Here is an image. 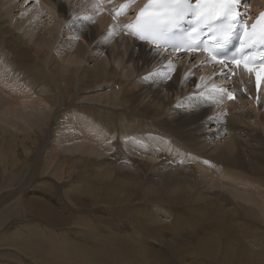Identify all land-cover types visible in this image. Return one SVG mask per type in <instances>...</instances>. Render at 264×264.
I'll list each match as a JSON object with an SVG mask.
<instances>
[{
	"label": "bare ground",
	"instance_id": "6f19581e",
	"mask_svg": "<svg viewBox=\"0 0 264 264\" xmlns=\"http://www.w3.org/2000/svg\"><path fill=\"white\" fill-rule=\"evenodd\" d=\"M4 1L0 0V63H4L9 71L15 72V76L12 79L6 78L5 74L8 73L0 66V102L5 105L0 103V108L5 110V107L7 110V113H1L3 110L0 109V114H5L0 117L7 121V124L4 122L5 125H11L12 128L14 122H19L17 118L25 119L26 113L19 105L23 104L24 108L30 106L32 112L36 113L35 109L40 110L38 105H34L37 102L43 104L44 111L41 112L45 116L42 115V119H47L46 122L49 123L51 134H48L53 136L55 131L57 134L65 132L68 138L72 135L70 140H74L72 144H68L70 146L74 142L75 146H68L70 150L64 148L65 151H61L64 152V157L66 153H76L77 179H74L73 173L76 169L73 172V169L66 172L62 170L58 176L63 174L61 176L68 178L69 175L70 178L68 181L62 177L65 180L62 188L68 184L67 189L70 190L67 191L70 193L80 189L83 207L89 204L102 207L104 203L111 206L113 217L104 226L105 235L89 219L90 215L85 214L80 222L76 220L78 223L75 221L84 240L93 241L84 244H91L89 249L76 244L77 238L73 232L67 231L69 237L62 240L51 235L48 239L42 229L33 223L25 226L23 230L17 228L20 233H10L1 238L0 248L3 250V247H12L23 255L45 256V262L38 264H94L95 260L105 264H162V256H155L156 249L167 250L169 244L166 243V235H170L173 238L194 237L196 247L204 250V264H261L264 256V224L261 220L264 219V194L251 185V182H258L259 179L247 176L237 168L255 175L264 174V129L255 130L258 125L252 119L254 117L264 123V86L259 101L256 102L249 76L240 73L234 81H224L229 88H238L239 99L230 104L221 102L217 95L206 89V85L214 80V83L220 84L217 72H212L202 57L180 59L172 57L170 52L160 54L151 45L135 40L133 31L129 30L128 34L122 23L124 21L113 22L112 17L105 13L108 3L98 4L94 0H33L37 2L36 5L45 8L53 6L59 14L54 16L51 26L44 23L47 26L41 30L38 25H31L30 21L28 26L33 35L26 42L18 37L15 30L23 26L25 18L13 16L16 15V9L23 10L25 3L22 6L19 1L10 6L8 4L12 0ZM122 1L125 0H120ZM146 1L136 0L135 5L142 6ZM243 1L246 4L251 3L253 9L261 3L260 0ZM100 6L105 14L99 18L101 28H97L101 30H96L89 10H98ZM14 20L17 21L16 24L21 20L15 29L11 27V21ZM119 23L122 28L118 27ZM110 24L117 27L116 32L105 28L106 25L111 28ZM61 36L67 38L65 44L66 41L72 42L75 37H79L88 48L83 47L84 45L73 46L68 42L69 46L67 44L68 48L65 49L66 45L62 44ZM110 42L116 43L114 50L110 47ZM186 43L188 41L184 40L182 44ZM122 48L125 50L124 54ZM61 50L66 53V57ZM112 62L114 65L119 63L125 67L133 66V70L128 72L123 66L120 70L118 67L111 69ZM88 63L92 64L91 67ZM198 70L205 74H198ZM113 71L117 76L109 75ZM7 80H11L12 84H7ZM20 81L25 85L20 84ZM39 85L43 92L39 91ZM68 106L76 108L82 114H71L67 111ZM231 111L236 115L230 118L233 113ZM217 113L220 115L214 120ZM12 118L16 121L9 124ZM227 119L230 120L228 124ZM250 119L255 123L253 128H250ZM241 120L243 123L244 120H249L250 125L246 124L248 121L245 122L244 125L249 128L237 134L239 127L235 126V122ZM19 129H23L21 125ZM6 130L8 131L7 128ZM226 134L236 140L232 152H229L233 144L231 140L224 145L227 154L219 149L216 158L207 155L206 147L214 145L221 137L226 138ZM247 134L253 137L242 141L248 137ZM10 137L8 143L12 142ZM5 141L6 138L4 143ZM159 143L168 150L167 153L163 152ZM61 145L62 143L58 144ZM55 146L57 145L54 142L53 148ZM49 147L51 146H47L45 150ZM69 154L67 155L70 156ZM67 160L70 161V158ZM204 169L212 172L209 175ZM193 174L198 177H191ZM215 175L218 176L214 177ZM261 180L264 181V178ZM55 181H58L57 178ZM200 181L217 182L222 186L230 184L231 188L225 189V192L221 189H201L207 192V197L201 200L197 211L192 210L195 212L194 216L201 221L193 226L190 219L180 217L177 210L192 200L198 186L196 183ZM237 188H243L249 193L242 191V194ZM233 236L242 243L228 245ZM251 238H254V242ZM221 240L225 241V246L218 243ZM145 250L152 254L153 260L155 259L153 262L148 258L143 259ZM221 251L225 253L222 258L219 257ZM25 257L30 259L26 255ZM178 259L182 260V257L178 256Z\"/></svg>",
	"mask_w": 264,
	"mask_h": 264
},
{
	"label": "rangeland",
	"instance_id": "374dc122",
	"mask_svg": "<svg viewBox=\"0 0 264 264\" xmlns=\"http://www.w3.org/2000/svg\"><path fill=\"white\" fill-rule=\"evenodd\" d=\"M6 1L7 0H5L4 2H6ZM14 1L15 0H12V2L9 3L8 5H10V6L13 5V4L15 5L17 2L21 1V4L23 6V4L25 3L24 4L25 6H24L23 10L22 9L21 10L20 9L19 10L16 9L14 11V13H16V15H13V16H17L18 15V17L19 16H23V18H25V22L23 23V26H20L18 29H15L14 27L17 26V24L21 23V20H19L17 24H16V22H17L16 20H14L13 22L11 21V27L16 30V34L18 35V37L19 36L22 37L23 40L26 41V42H28L29 40H27V39H30L29 37H31V35H33V34H31V29L28 26V24L30 23V21H31V23H30L31 25H35L36 24L39 27V28L38 27L37 28L39 30H41V29H45V27L47 25L48 26H51V24H53V18H54V16H57L59 14L57 12V10L53 6L52 7L51 6H48V7L46 6V8H45L43 6H40L39 4L36 5L37 2L36 1H33V0H31V1H29V0H18L17 1L16 0L15 2ZM249 1H251V0H249ZM260 2L262 3L263 0H260ZM37 8H38V10H37ZM49 9H51V10H49ZM100 9H101V6H100V8L98 10H96V9L89 10L90 13L92 14L91 15L92 19H94L92 21V23H93L92 25H93V27L96 28V30L99 29V28H101L100 27V20H99V18L100 17L102 18L104 16V14L106 13V12L103 13L102 9L101 10ZM45 11H46V13H45ZM51 12H52V14H51ZM48 13L51 14V15H48ZM76 18H78V17H76ZM71 19H72V17H71ZM44 23H46L47 25H45ZM112 24H114V23H112ZM110 26H111V28L109 26H107V25L105 27V25H104L105 28H107L108 30L110 29L109 31L116 32L115 30H117V27H113L111 24H110ZM97 27H99V28H97ZM118 27L119 28H122L120 23L118 24ZM99 30H101V29H99ZM26 31H27L28 35H26L27 34ZM60 38H62V44H64V45L67 46V44L69 42V41L68 42L66 41V44H65V40H67V38L64 37V36H61ZM114 39H115V37H114ZM76 41H77V43H76ZM73 42H75V43H73ZM69 43H71L73 46H80L81 47V46L84 45L83 47L88 48L87 45L84 44L85 41H83L82 39L80 40L79 37H75L74 38V41L69 42ZM78 43H80V44H78ZM109 45H110V47L113 50L116 47V43L111 44V42H110ZM114 45H115V47H113ZM66 46H65V49L68 48L69 44H68L67 47ZM33 51H34V49H33ZM121 51L124 54L125 50L123 48H122ZM61 52L64 53V51H62V50H61ZM59 54H60V52H59ZM35 55H37V54H35ZM65 55H66V53H64L63 56H65ZM65 57H64V59L68 60V58H65ZM67 62H69V60ZM67 62H66V64H68ZM3 65H4V67H3ZM91 65L92 64H89L88 63V66L89 67H91ZM112 65H111V67H112L111 69H114V68H117L118 67L119 70L123 66V65H119V63H116L115 64L116 66H115L114 65V62H112ZM0 66L5 71V73L6 72L8 73V74H5L6 75V78H8V79L14 78L15 72H13L12 70L9 71L8 67L4 63H0ZM124 67L125 66H123V68ZM5 68L7 69V71H6ZM125 68H126V70L128 72H132V70H133V66H128L127 65ZM201 73H202V70H198V74H201ZM114 74H116L115 76H117V73L115 71H113L112 73L109 72V75L110 76H113L114 77ZM197 77H198V75H197ZM7 81H6L7 84H9V83L12 84L11 83L12 82L11 80H7ZM20 84L25 85V83H23V81H20ZM39 86H40L39 87V89H40L39 91L40 92H43V89L41 88V85H39ZM27 88H29V87H27ZM0 103H1V105H4L2 102H0ZM22 105H19V106L26 113L25 114V119L24 118H22V119H18L17 118L16 119L14 117L16 120H19V122L22 120V123L21 122L20 123L19 122H17V123L14 122L13 123V121H16V120L14 118H12V121L9 124H12L13 123L15 126L13 125L12 128H11V125L10 126L5 125V124H7V121L6 120L4 121L0 117V119L3 120V121L2 120L0 121L1 122V125H0V128H1L0 129V135H1V137H0V202L2 201L0 203V225H1L0 226V239L3 238V237L4 238L7 237L8 235H10V233L11 234L20 233L21 231H19V230H23V228L25 226H27L28 224H32L33 223V224L38 225L40 227V229H42L44 235L47 236V238L49 237L48 239H50V235H51V236H57L59 240H60V238L62 240L64 237H69V235H67V231L73 232L74 235H75V237L77 238L76 244H78V245H80V246L83 247V245L85 243H89V242H93V241H91V240H89V241L84 240V238L82 237V235L79 232L80 229H79L78 224H77L78 221H76V220H79V222H80V218H83V216L85 214L90 215L89 216V219L92 221V223L94 225H96V227H98L100 229V231L102 232V234L105 235L106 234V229H104V226H105V224H108L110 222L109 220L113 217L112 216L113 212H110V207L111 206H108L107 204L104 203L102 205V207L100 205H98L99 207L98 206L96 207L93 204H89L88 206H86V207L84 206L83 207L82 202H81L82 199L80 197V189L79 190L76 189L75 192L70 193V192H68L70 189H67L68 188V184L65 185V188H64V186L62 188V184H63V182H65V180H62V177L66 179L67 176H65V175L64 176H61L63 174H60L58 176V174L59 173H62V170H65L64 172H66L67 170L68 171L69 170L71 171L73 169L72 170V172H73L76 169V166H77V163L75 161L76 160L75 159L76 158L75 157V155H76L75 152L73 154H71V155H74V156H71L69 153H66V155H65L66 157H64L63 156L64 155V152L61 151L64 148L70 150V148H68V146H69V144H72V141H74V140H70V139H72V135H71V138L70 137L68 138V136H66V133L65 132H64L65 133L64 134L63 132L62 133L61 132L59 133V131H58L59 134H57V132L55 131L54 133H52L54 137L51 136L50 135L51 133L49 132V126H48L49 123L46 122L47 119H45V118L42 119V117L45 116L41 112V111H44V109H42L43 108V106H42L43 104L41 105L39 102H37L34 105V106L38 105V107H39V110L40 111H38L37 109H35V111H37L36 113H39L38 115L34 111L32 112V107L26 106V108H24L25 106H22ZM20 107H19V109L21 111V108ZM35 108H37V107H35ZM44 108H46V106ZM0 109L3 110V108H0ZM4 109L5 110L1 111V113H5L7 111L5 107H4ZM25 109H27V110H25ZM67 109H68L67 111L71 112V114L74 113V112H75L74 115L82 114L81 111H78L76 108H72V106H71V108H70V106H68ZM74 109L77 111V113H76V111ZM47 111H48V109H47ZM24 112H21V113L24 114ZM78 112H80V113H78ZM231 112H233V111H231ZM31 113H33L34 116ZM2 115H5V114H2ZM219 115L220 114L217 113V115L215 114V117L214 118L212 117V118L215 120V118H217ZM235 115L236 114L233 112L231 114L230 118L231 117H234ZM27 116L30 117V119L34 117L33 119L35 120V122H34L33 119L30 120ZM3 118H4V116H3ZM23 119L25 120V122H26V120H28V122H26V123L23 122L24 121ZM36 119H37V121H36ZM252 119L258 125V127L256 125L257 129H255V130L261 131V130L264 129V123L261 120H257V119L255 120L254 117ZM229 121L230 120L227 119L226 124H228ZM247 121L244 120V123H243V121L241 123L240 122H235L236 123L235 126H238L239 127V129L237 131V134L242 133L243 129L249 128V126H247V125H250V121H252V120L250 119V121L249 120H247ZM4 122H6V123L4 124ZM29 122L32 124V126H31V124ZM40 122H42V123H40ZM245 122H247L246 123L247 125H244ZM235 123H232V124H235ZM24 124H27L28 126H26ZM20 125H21V127L23 129H19ZM41 125H43V126H41ZM251 125L252 126H250V128H253V125L255 126V123L252 121L251 122ZM2 126H3V128H5V131L2 128ZM44 126H47V127L44 128ZM26 127H30L32 129H30V128L28 129ZM33 127L35 128V130H34ZM6 128L8 129V131L6 130ZM258 128H260V130ZM14 129H15V131H14ZM26 129H28V130H26ZM25 130L28 131V132H30V130H32V131L30 133H27ZM33 130L35 131L34 132L35 134H33ZM6 131L7 132H10L11 131V132L8 134ZM38 132L41 133V134H39ZM42 132L45 133V134H42ZM66 132H69V131H66ZM11 133H12V136L13 137L11 136ZM48 133H50V134H48ZM73 133H74V131H73ZM38 135H40L41 137H39ZM3 136L4 137L6 136L5 137L6 140H7V141H5L6 143H4L5 138ZM63 136H65V137H63ZM224 136L226 138L221 139L222 138L221 137L219 139V141H217L218 144H217V142L216 143L214 142L215 144L213 143L215 146L214 145H211L209 147H206L205 153H207V155H209L212 158H216L215 157L216 154H217L216 152L219 149L221 151H224L225 152L224 145H225L226 141H231V140L233 141L232 142L233 144H232L231 148L229 149V152H232L231 150L235 148V145L234 144H235L236 140H235V138L233 140V137L232 138H229L230 137L229 134H226ZM247 136L248 137L244 138L245 140H242V141H246L247 139H250L251 137H253V135L250 136L248 134H247ZM254 136H255V134H254ZM9 137H10V140L12 142L9 141V143H8V140H9L8 138ZM51 137H53V138H51ZM30 138H32V139H30ZM33 138H36V139L33 140ZM52 139L53 140L55 139V141H53ZM36 140H37V142H36ZM58 140L60 141V143H59ZM66 141H69V142L66 143ZM54 142H55V144L57 146H58V144H61V143H62V145L61 146H58V147L55 146L56 148L55 147L53 148ZM63 144H64V146H63ZM142 144H144V143H142ZM159 144H160L163 152L164 153H167L168 150L164 149L162 147V144L161 143H159ZM49 145L52 148L49 147L48 150H45V149H47V146H49ZM65 145H67V146H65ZM73 145H74V142H73ZM73 145H70V146H73ZM111 145H113L112 142H111ZM178 146L180 147V145H178ZM4 147H6V148H4ZM58 148H59V150H58ZM222 148H223V150H222ZM2 149H3V151H2ZM65 149H64V151H65ZM151 149L149 148V150H151ZM60 151L63 152V153L61 154ZM109 151L110 152H113V150H109ZM28 152H29V154H28ZM49 152H50V155L51 156L49 155ZM67 154H69L73 158H71ZM169 154L172 155V152H169ZM225 154H227V153L225 152ZM47 155H49V156H47ZM15 157H17V158H15ZM46 157H47V159H46ZM59 157L60 158H64V159L68 157L67 159L70 158V161L67 160V159H65V162H64L63 161L64 159H61L60 160ZM36 158H38L37 160H39L40 162L37 161ZM71 159H73L74 161L71 162L72 161ZM24 160L25 161L28 160V162L26 161L28 163L27 165H26V162ZM58 161H62V162H58ZM22 162L23 163L25 162V163L23 164ZM67 163H69V164H67ZM48 165H49V168H48ZM56 165H57V167H55ZM10 166H11V168H8ZM53 167H54V169H53ZM66 167L68 169H65ZM77 168H78V166H77ZM35 169H36V171H35ZM237 169L239 171L243 172L244 174H246L247 176L249 175L251 177H254L256 179H259L258 182H251V181L250 182H251V185L254 188H256L260 193L264 194V181L261 180V179L264 178V174L263 175H255V174H252V173H249V172L246 173V171H244L242 169H239V168H237ZM49 170H51V171H49ZM77 170L78 169H76L73 172L75 174L74 179H77V175H76L77 174L76 173ZM80 170H81V168H80ZM204 170H205L206 173L208 172V174H209L210 171L212 172V170H209V169H204ZM28 171H29V173H28ZM49 172L50 173L52 172L51 174H53V175L55 174L57 177L55 175L54 176L60 182L58 183V181H55L56 178L53 175H50ZM192 173H195V172H192ZM3 174H5V175H3ZM200 174L202 175L201 172H200ZM12 176H14V177H12ZM217 176L218 175H215L214 177H217ZM46 177H48V178H46ZM191 177H194V178L196 177L197 178L198 175L197 174H193V176H191ZM68 178H69V175H68ZM68 178H67V180H68ZM214 179L216 180V178H214ZM11 181H13V182H11ZM10 182L12 183V185L10 184ZM54 182H55V184H54ZM30 185H32V186H30ZM196 185H198L197 186V190L193 193L192 200L189 201L188 203H186L185 205L181 206L177 210L178 215L180 217L184 218V219L185 218L190 219V224L193 225V226L199 224L201 221L194 216L195 212H193L192 210H196L197 211L199 209V205L201 204V200L203 198L207 197V192H205V191L203 192V190H201V189L204 188V190H207V191H217V189H221L222 191L225 192V189L231 188L230 187V184H225V186H222V185H219L217 182H211V181H200V182L196 183ZM237 190L239 192H242V191L244 192L245 191L243 188H237ZM243 192H242V194H244L245 192H246V194L249 193L248 191H245L244 193ZM5 193H7V194L4 195ZM13 195H15V196L13 197ZM1 197L2 198L4 197L5 200L4 199L2 200ZM6 198H8V199H6ZM30 199H33V200L30 201ZM34 200L36 202H33ZM37 200H38V202H37ZM30 202H31V204H30ZM32 204L35 205L33 208H32V206H33ZM36 204H38V205H36ZM40 205H41V207H40ZM42 207H44V208L46 207V208L44 209ZM48 207H49V209H48ZM42 211H43V214L46 212L44 214V216H43V214H41ZM49 212H50L51 216H50ZM47 213H48V215H47ZM48 217L49 218L51 217V218L49 219ZM95 217H97L96 220H95ZM97 220L99 222H101V223H99ZM261 220H262V223L264 224V219L262 218ZM75 221L77 223H75ZM17 228L19 230H17ZM262 228L264 229V227H262ZM51 230H53L52 231L53 233H51ZM54 231H56V232H54ZM166 236H167V240H168V242H166V243L169 244V248L167 250H165V249H163V250L156 249V253H155V256L156 255H161L162 256L161 257L162 258V261H160V262H162V264H204V262L202 260V256L204 255V250L203 249L202 250L201 249H198L196 247V245H195V238L194 237H188V238H186L184 236H179L177 238H173L170 235L169 236L166 235ZM57 237L56 238L53 237V238L57 239ZM244 239H245V237H243V241H244ZM250 240L252 241V240H254V238H251ZM263 240H264V238H263ZM251 241H249V242H251ZM252 242H254V241H252ZM156 243H159V242H156ZM218 243L220 245H222V246H225V241H222L221 240V241H218ZM241 243L242 242H239V241L235 240L234 236L231 237V239L228 241V245L241 244ZM91 246H92L91 244L84 245V247H86L88 249L91 248ZM95 246L98 247L96 243H95ZM2 251H3V253H2ZM145 252H147V253H145ZM145 252H144L145 255L143 256V259L144 258H148L149 260L152 261L153 260L152 254L149 253L150 254L149 255L148 254V251H146V250H145ZM174 253H176V254L174 255ZM25 255L27 257H29L30 259H28L26 257L24 258ZM25 255H23L20 251H18L15 248H12V247H9V248L8 247H3V250H2V248H0V264H34L35 262H36V264H38V262L39 263L40 262H45V259H44L45 256H43V257L42 256H39L38 257V255H36V257H35V255H33V254H25ZM146 255H148V256L146 257ZM178 256L179 257H182V260L181 259H178ZM224 256H225V253L221 251L219 253V257L222 258ZM35 258H37L36 260H38V261H36ZM125 258L127 259V256ZM262 259H261V262H260L261 264H263V262H264V256L262 257ZM31 260H33V261H31ZM99 262H100V260H95L94 264H99ZM100 264H105V263L101 261Z\"/></svg>",
	"mask_w": 264,
	"mask_h": 264
},
{
	"label": "snow or ice",
	"instance_id": "6c2138e0",
	"mask_svg": "<svg viewBox=\"0 0 264 264\" xmlns=\"http://www.w3.org/2000/svg\"><path fill=\"white\" fill-rule=\"evenodd\" d=\"M205 4L206 0H199L196 6H193L190 0H152V3L141 12V16L145 18L137 21L138 34L141 39L150 38L159 44L167 45L171 30L191 14L199 17L198 24H204L205 27L216 32L218 45H226L234 35L235 16L233 14L236 13L240 0H211L208 11L202 7ZM149 8L151 12L145 16ZM216 20L220 21L219 24L215 23ZM256 42L264 44V31ZM188 46L191 47V45ZM172 47H178V45L173 44Z\"/></svg>",
	"mask_w": 264,
	"mask_h": 264
}]
</instances>
